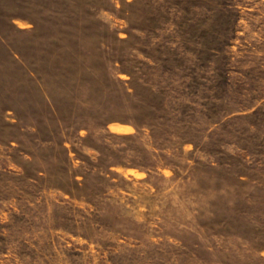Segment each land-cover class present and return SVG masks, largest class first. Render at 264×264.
Listing matches in <instances>:
<instances>
[{"label": "rangeland", "instance_id": "1", "mask_svg": "<svg viewBox=\"0 0 264 264\" xmlns=\"http://www.w3.org/2000/svg\"><path fill=\"white\" fill-rule=\"evenodd\" d=\"M0 264H264V0H0Z\"/></svg>", "mask_w": 264, "mask_h": 264}]
</instances>
